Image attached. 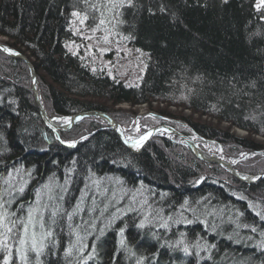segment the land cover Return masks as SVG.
Instances as JSON below:
<instances>
[{
    "label": "trees",
    "instance_id": "16d2710c",
    "mask_svg": "<svg viewBox=\"0 0 264 264\" xmlns=\"http://www.w3.org/2000/svg\"><path fill=\"white\" fill-rule=\"evenodd\" d=\"M77 1L0 0V33L16 38V42L31 51L36 65H43L46 68L50 80L43 78V83L50 98L48 101L53 103L51 111L61 114L73 113L79 109L86 110L92 106L101 107L98 101L101 100L98 97L100 95L114 101L123 99L140 101L155 97L174 102L186 101L202 112L214 113L251 133L264 135V6H261L260 14L256 13L253 9L257 0H132L131 6L124 0V6H118L114 11L117 16L114 25L116 24L120 32H124L127 39L131 36L127 35L125 27L129 29L138 27L140 30L138 41L147 52H150L142 80L133 86L121 82L113 83L107 77L101 80L98 71L91 69L87 64H82L78 53L68 47V38L69 40L73 38L68 9ZM80 1L81 5L74 6L75 13L85 14L86 6L103 3L102 0ZM88 19L89 17L86 18ZM9 61L10 63L3 62L0 66L2 99L0 104L4 103V93L10 91L5 86L4 76L16 79L18 84H21L17 85L16 89L13 88L15 93L11 94L18 98L19 105L15 107L0 105V131H5L10 136L8 144L15 151L16 157H25V152L29 150L31 155L29 159L32 160L31 164H34L36 160L38 161V155L29 148L32 145L36 147V144L44 145L40 127L43 128L42 132H45L43 137L47 141L52 142L54 138L51 139L43 123L38 121L37 107L28 100L31 91H28L29 74L25 64L11 63L13 62L11 59ZM22 86H25L23 91ZM215 89L216 91L219 89L220 92L211 93ZM85 94L90 95L86 97ZM215 96L219 97L214 99ZM211 102H218V109H213L209 105ZM193 124L196 128L194 130L220 138L223 144L229 141L246 150L257 146L250 137H237L217 127ZM0 136L4 137L3 134ZM14 143L17 144L14 146L12 145ZM174 146L179 145L170 139L163 138L161 143L151 140L138 155L123 145L111 130L104 129L88 136L76 149L67 150L61 146L55 148L56 152L64 153V156L76 152L74 170L78 174L84 170L92 171L102 178L107 177L108 181H112V177L121 180L123 178L124 181H120L123 188L128 185L125 177L141 176L144 179L141 187L150 191L149 199L143 203V209H150L151 213L160 211L162 216L171 218L177 216L171 213L173 209L168 205L171 199L177 202L184 195L190 199V195L197 193L191 191L189 180L199 166L198 162H201L187 147L179 146L178 152H183L181 155L188 162L185 164L181 157L173 155L176 148ZM5 162L10 163L6 160L2 163ZM42 163L44 162L41 158L38 165L41 166ZM71 165L68 163L67 166ZM56 169H61V165ZM224 179H211L210 182L204 180L197 187L206 195L207 200L198 199L201 200L198 205L188 209L186 213L190 214L193 220L189 218L185 221L181 216L176 217V220L170 223L173 226L163 229L161 223H158V226L152 224L155 223L152 219V222L148 221L141 228L134 225V220H129V214L123 213L119 221L124 220L125 225H112L113 229L110 228L109 235L101 237L98 244L94 241L93 244L90 235H85V230L81 227L82 232H78L75 225L69 228L72 215L69 214L70 218L66 219L68 213L64 212L63 206L64 208L57 210L56 217L49 219L48 228L52 235L43 238L44 247L39 252L37 262L264 264V214L258 209L260 205L256 207V203L250 200L264 198V178L251 185L230 174L227 181ZM128 187L130 191L135 186L130 184ZM152 187H157L156 191H151ZM124 191L121 197L127 200L125 197L129 196V191L128 189ZM166 192H172L170 199ZM215 204L222 206L213 207ZM108 212L111 213V208ZM108 212L104 211L101 214L104 213L105 218ZM186 224L188 226L185 227ZM121 225L125 227L124 244H120L118 251L111 255L109 251L115 246L110 243L111 241L113 243L118 229L122 228ZM180 227H183L181 229L182 232L185 231L184 233L179 232ZM107 229L105 226L102 233L107 232ZM137 232L141 233L139 243L134 239V243H131L133 240L130 239L136 236ZM12 233H9L11 238ZM75 233L79 234L77 236H80L79 239H75ZM145 235H153V241L142 242ZM86 238L89 240L90 248L82 244L87 243ZM99 238L97 236L94 239ZM175 238L178 240L175 241ZM13 241L12 239L11 243H6L7 247L0 245V264H5L6 260L8 264H23ZM76 241H81L82 245L76 247L73 244ZM191 241H195L194 243H198L199 246L196 248ZM186 242L194 244L192 248H187V253L184 252ZM174 244L178 246L175 247ZM227 245H234L237 249H229ZM179 247L183 248L181 250L184 252L183 262L176 255H179ZM227 250L231 252L226 253ZM124 251L131 255L127 262L120 263L118 258L113 260V257L119 253L122 255ZM234 251H238L237 255ZM231 254L234 255L233 258ZM30 257L28 264H38L29 261L32 259Z\"/></svg>",
    "mask_w": 264,
    "mask_h": 264
},
{
    "label": "rangeland",
    "instance_id": "374dc122",
    "mask_svg": "<svg viewBox=\"0 0 264 264\" xmlns=\"http://www.w3.org/2000/svg\"><path fill=\"white\" fill-rule=\"evenodd\" d=\"M117 1L113 0V3L116 2L115 4L118 5L120 1ZM80 2V0L74 2L75 4L70 6L68 9V20L73 36V38L70 40L68 38V47L74 52L78 53L82 64H87L91 69L97 70L98 75L101 76V80L104 77H107L109 80L113 81V83L121 82L128 86H133L140 83L146 69L145 54L140 50L134 49L128 43L127 37L123 34L124 32H120L118 28H116V24L114 25V22H116L115 20L117 18L114 11L116 8H118V6L113 7L112 3L110 6V3H108L109 1L104 2L102 0L101 2L103 3L101 4L94 3L92 5L86 6L87 11H85V14L77 12L79 15H74V6L81 5ZM86 14H90V16H87ZM87 17H89L88 20H86ZM101 20H104L105 22L101 24ZM70 34L71 33L69 32L68 35ZM0 44L4 46V48L0 47V66H2L3 62L10 63L9 59L13 60L11 63L25 64L29 74V78L27 77L29 80L28 91H31V95L28 96V100L30 103L33 102V104H35L37 107V117H39L38 121L43 123V127H45L51 135V139L54 138L52 142L47 141L43 137V129L40 127L41 137L45 142L44 145L36 144V147L32 145L31 148H29L33 150V152L37 153L36 155H38V161L36 160L34 164H28L27 161L30 160L29 156H31L30 151L27 150L24 154H28V156H25L28 158L16 157V154L12 155V148L10 147V144H8V138H10V136L5 131H0V134H3L4 136H0V148L2 149L0 152V160L4 158L2 161H0V164H3L2 162L6 160L10 161L11 165L13 166V169H10V166L6 162L5 164L0 165V214H3L7 217L5 223L8 227H12V238L9 236V233H7L6 243H11V240L13 239V243L17 252L20 253L21 248H23L27 252L28 257L33 255L31 252V245L33 241L36 242L37 246L41 250L44 247L43 238L46 237V233H48L50 230L48 228L49 219L56 217V215H58L57 210L64 207V212L68 213V215L66 214V219L70 218L69 214L72 215L69 228H71L72 225H75V229L78 232H82L80 230L81 227V229L85 230V235H90V240L92 243L94 241L96 244H98V242L101 240V237H106L109 235L112 225H125L124 220L119 221L123 213L129 214V220H134V225L137 227H140L141 223L145 225V223L148 221L152 222V219L155 221V223L152 224H156L158 226L161 223L163 229H167V226H173L170 223L176 220V217L181 216L183 219H185V221H188L190 218V214L186 213L188 209H190L192 206L198 205V203L201 201H198V199L207 200L206 195L197 189L201 182L204 180H208L210 182L211 179L221 180L223 178H227L231 172L227 166L221 163L201 160L200 157H198L193 151V149L186 143L184 138L185 136L191 137L198 134L193 129V123L206 122L211 127H217L218 129L232 133L237 137H250L253 142L257 143L256 148L246 150L245 148L238 147V145L229 143V141H226L223 144L220 138L210 136L209 138L213 139L216 145H205L203 146V150L208 154H212V156L225 160H229L230 158H233L237 155V157H245L244 162L241 161L234 164L235 166H239V168L242 167V171L240 173L246 175H256L260 173L262 176H264L263 134L251 133L245 128L231 123L227 119L220 118L211 112H202V116H200L193 112V107L188 108L189 106L186 104V101L183 102L179 100L174 102L167 99L151 97L140 101H134V104L130 106V104L125 102L128 99H124L125 101L121 103V100L114 101L100 95L98 97H100L101 100L99 99L98 101L101 103L102 108L99 106H92L89 109H79L73 113L61 112V114H59L57 111L53 112L50 109V107L53 106V103L50 100L48 101L50 98L43 83V78L50 80V77L46 74V68L43 65L37 66L35 57L31 54V51H29L28 48H26L21 43L16 42V38L10 36L9 34L0 33ZM6 48H8V52L5 51ZM9 51H11L13 55H11ZM30 66L34 67V72L37 76V83H34L33 73ZM4 78H6L5 86L8 87L10 91L8 90V93H4V103L0 105H7V107L18 106V98H15L11 94L15 93L12 89H16V86L21 84H18L16 79L3 76V79ZM56 88L58 89V87ZM23 89L25 90V86H22V91ZM35 91L37 92V95ZM219 92V89L217 91L215 89L211 93L216 94ZM69 94L74 95V93L71 92H69ZM85 95L86 97H89L90 94ZM217 97L219 96H215L214 99ZM37 99H39L40 103L43 105L45 113L41 111ZM0 100L2 102V99ZM211 103L212 104L209 105H211L213 109H218V102ZM88 111H92L93 113L89 115L83 114L82 117L78 118L77 120L75 119L71 127H67L66 129H63V127L66 126L64 124H58L56 122L59 126V128H56L49 123L48 118L53 120L65 119L69 122L71 119L70 117L74 116V114H81ZM101 112L111 115V117L120 125L123 135L130 140L139 138L142 134L146 133L148 129L154 127L156 128L161 126V124H168L178 131L180 135H176L175 133L172 134V132L169 130L167 131L166 128H161L151 136L150 140H148V142L143 146V149L151 140L156 143H161L162 139L165 138L170 139L173 143H176L179 146L187 147L193 156L199 158V161L201 162H198L199 166H197L196 171L194 170V172L191 174V178L189 180V185L192 187L191 191L197 193L189 196L191 197L190 202L187 200L189 198L184 195L182 197L185 199L187 198L186 200L184 199L185 201H183L181 198V200L173 202L171 199V202L168 204L169 207L173 209L171 213L177 216L167 218L166 216H162L160 211L159 213H151L150 209H143V203L147 202V199H149L148 196H150V194L148 192L150 191L149 189L146 190L145 187H141L142 183L144 184V179L141 176L138 178L125 177V180H128L127 183L129 186L130 184L135 186L129 191L130 188L128 185H126L125 188L120 185V181H124L123 178L121 180L120 178L118 179L112 177V181H108L107 177L103 176L104 178H102L101 175L94 174L92 171L89 172L84 170L83 172L79 171L80 174H78V172L74 170L76 169L74 167L76 164V158H74L76 156L75 151H73L71 155H69V153L65 156L64 153L56 152V148L58 146L63 148L66 147L65 149L67 150L76 149V147L79 146V143L87 139L88 136H91L97 132H101L104 129L111 130L117 136L118 140L123 145H125L122 142L120 136L111 128V124L104 118V116L99 114ZM114 115L117 116V118ZM176 119H178L181 125L175 122L177 121ZM4 133H6L7 136H5ZM202 137L207 136L203 135ZM16 144L17 143H14L12 145L15 146ZM179 146H174L176 148L173 155L176 157H181V161L185 162V164H188V162H186L181 155L183 152H178ZM136 147L137 146H135V149L137 151L139 148ZM127 148L130 149L129 147ZM130 150L134 154L139 155L142 153V151L138 153L134 152L132 149ZM7 155L9 156L7 157ZM41 158L43 159L44 163L40 164L41 166H39L38 164L41 162ZM61 158L63 159V162L60 160ZM68 163H71L72 165L69 167L67 166ZM44 164H46V166L48 165V167L43 166ZM58 165H61V169L59 170L56 169ZM234 177L242 181L238 177ZM259 180L260 178L258 181ZM257 182L253 184H256ZM245 183L249 185L252 184L248 182ZM156 188L157 187H152V190H150L156 191ZM20 189H23V191H20ZM124 189H128L129 191V196L125 197L127 200H123L122 198L124 197H121L122 193L125 192ZM155 191L153 194L156 193ZM166 193L168 198L172 194V192ZM250 200L256 203V207H258L259 204L260 206L258 209H260V211H262L264 214V198L260 200L250 198ZM209 201H211L210 197ZM221 206L222 205H213V207L218 208ZM110 208L111 213L108 212L110 211ZM104 211L108 212L105 218L104 213L101 214ZM190 220L193 219L190 218ZM12 221L15 222L14 225L11 223ZM105 226L108 228V231L102 233V230H104ZM186 226L188 225L186 224L185 227ZM25 227L28 229L27 233L24 231ZM181 228L183 229V227H180L179 232L184 233L185 231L183 230L182 232ZM121 229H123V233H121ZM114 232L115 230L113 233ZM3 233H5V229L0 227V234ZM124 233L125 227L122 226V228L118 229L115 238H113V243L112 241L110 243V245L115 246L111 248V251H109L111 255L115 253V251H118V246H120L121 240H125ZM150 234L153 233L150 232ZM78 235V233H75V239L80 238V236L77 237ZM97 236L100 238L94 239ZM140 237L141 233L137 232L136 236L130 240L134 239L137 240V243H139L138 239ZM0 239H5V236L0 235ZM142 239V242L144 243L147 241H153V235H145ZM21 240H24L26 243L21 245ZM134 240L131 243H134ZM176 240H178V238H175V241ZM88 241L89 240L87 239V243L83 242L82 244L90 248ZM191 242L194 243L195 241ZM191 242H186L184 244V249L188 247L192 248L195 243L191 244ZM73 244L78 247L79 244H81V241H76ZM174 245L175 247L178 246L177 244ZM195 245L196 248L199 246L198 243ZM227 246H229V249L232 250L235 248L237 249V247L234 245ZM181 250H183V248L179 247V255H176L179 256L180 261L183 262L182 256L184 255L185 251L182 252ZM230 252L231 251L227 250L226 253ZM235 253L237 255L238 251ZM231 256V258H233L234 255L231 254ZM130 257L131 255L124 251L122 255L119 253L115 256V258L113 257V260L118 258V261L122 263L127 262ZM30 258L32 259H29V261L36 263L37 259H39V255L35 253ZM224 260L225 262L227 261L225 256ZM37 263L39 264V262Z\"/></svg>",
    "mask_w": 264,
    "mask_h": 264
},
{
    "label": "water",
    "instance_id": "95a60500",
    "mask_svg": "<svg viewBox=\"0 0 264 264\" xmlns=\"http://www.w3.org/2000/svg\"><path fill=\"white\" fill-rule=\"evenodd\" d=\"M1 48H4L3 45L0 44ZM8 49V48H6ZM8 52V51H7ZM9 53L11 55H13V53H11V51H9ZM21 55V54H20ZM19 55V56H20ZM24 57V56H23ZM32 69V73H33V79H34V83H37V76L35 75L34 72V68L32 66H30ZM36 95L37 92L35 91ZM37 101L39 102V107L41 109V111L43 113H45L44 111V107L43 105L40 103L39 99H37ZM92 111H88L85 113H81V114H74V116L70 117V121L67 122V125L63 127V129H66L67 127H71L75 121V119L77 120L78 118L82 117L83 114H92ZM101 116H104V118L111 124V128L120 136L122 142L129 147L130 149H132L134 152H141L143 149V146L148 142V140L151 138V136L153 134H155L157 132V130H160L161 128H166L167 130L174 132L176 135H180V133L178 131H176L173 127L169 126V125H164V126H158V127H154L151 128L150 130H148L146 133L142 134L139 138L135 139V140H130L127 139L120 128V125L111 117V115H108L107 113L101 112L99 113ZM49 119V123L56 127L59 128L58 124L56 123V120H53L51 118ZM185 141L186 143L193 149V151L197 154L198 157L203 158L205 160H209V161H213V162H217V163H221L225 166H227L229 168V170L239 179H241L242 181L248 182V183H255L258 181V177H255L254 175H246V174H242L239 171L235 170L232 165L225 159L219 158V157H215V156H208L206 155V153L202 152V150L200 149L199 145L197 144L196 141L193 140L192 137H188L185 136ZM135 146H138V150L136 151ZM262 176V175H261Z\"/></svg>",
    "mask_w": 264,
    "mask_h": 264
},
{
    "label": "bare ground",
    "instance_id": "6f19581e",
    "mask_svg": "<svg viewBox=\"0 0 264 264\" xmlns=\"http://www.w3.org/2000/svg\"><path fill=\"white\" fill-rule=\"evenodd\" d=\"M107 1H109V0H107ZM107 1H105V2H107ZM71 2V1H70ZM259 2V0H257V2H255V4H254V11L256 12V13H259L260 14V12H262V10H261V8L262 7H260L259 9L257 8V3ZM109 3V2H108ZM116 3V2H115ZM112 4L110 3V6H111ZM136 11H138V8H137V10ZM122 29H123V27H122ZM125 29L127 30L126 32H128V34L127 35H129V36H131V37H129L127 40H128V43L134 48V49H136V50H140V51H142V53H144L145 54V63H147V57H148V52H147V50L145 49V48H143V46L142 45H140V43H139V41H138V37H139V33H140V30L138 29V27H135V28H133L132 27V29H129V28H126L125 27ZM135 38V39H134ZM150 53V52H149ZM33 67V66H32ZM34 68V67H33ZM125 100L123 99V100H121L120 102L121 103H123ZM125 102H127L128 104H130V106H132V104H134V101H132V100H130V99H128L127 101H125ZM186 104H188V108H190V107H192V105H190L189 103H186ZM194 109H193V112H195V113H197L198 115H200V116H202V111H200V110H198L196 107H193ZM52 110V109H51ZM160 118V117H159ZM161 120H163V119H161ZM177 121H175V122H177V123H179L180 125H181V123L178 121V119H176ZM180 120V119H179ZM56 122L58 123V124H64V125H67V120H65V119H56ZM189 123V122H188ZM198 124L200 123V124H205V125H208V123H206V122H197ZM168 125V124H167ZM186 125H188V124H186ZM161 126H164V124H161ZM43 129V128H42ZM192 129V128H191ZM193 129H196L195 128V126H194V124H193ZM148 130H150V129H148ZM247 130V129H246ZM168 131V130H167ZM194 131V130H193ZM196 131V130H195ZM248 131V130H247ZM161 132H163V131H161ZM135 133V132H134ZM196 133H198V134H196V135H193V136H191V137H194L193 138V140L194 141H196L197 142V144L199 145V147H200V149L202 150V152H204V153H206V155H208V156H212V154H208L207 152H205L203 149V146H209V145H214L215 144V141H213V139H210L209 137L210 136H208V135H205V134H203V133H201V132H198V131H196ZM172 134H174V132H172ZM42 135L45 137V132H42ZM203 135H205V136H207V137H202ZM150 140V139H149ZM216 145V144H215ZM136 148H138V146L136 147ZM0 152H1V148H0ZM12 153H14L15 154V151H13V149H12V151H11ZM21 156H23V155H21ZM26 156V155H25ZM238 156V155H237ZM237 156H235V157H233V158H230L229 160H227L231 165H233L232 167L235 169V170H237V171H239V172H241L242 170L241 169H239L238 167H236L234 164L235 163H238V162H244V160H245V157H237ZM196 157V156H195ZM24 158H27V157H24ZM197 159H198V161H199V158L198 157H196ZM201 160H204V161H208V162H211V161H209V160H205V159H203V158H200ZM25 160V159H24ZM32 162V160L30 159L27 163H31ZM8 165L10 166V169H13V166L11 165V163H8ZM15 169V168H14ZM16 170V169H15ZM230 171V170H229ZM230 175H232L233 177L235 176L232 172H230ZM254 175V174H253ZM255 177H258V178H260V179H263L264 178V176H261V174L259 173V174H256V175H254ZM224 181H227V178H225L224 179ZM253 184V183H252ZM182 199H183V201H185L186 199L184 198V197H181ZM185 199V200H184ZM181 200V199H180ZM189 202L191 201V200H188ZM32 253L34 252V251H31ZM263 252V251H262ZM34 253H36V252H34Z\"/></svg>",
    "mask_w": 264,
    "mask_h": 264
},
{
    "label": "snow or ice",
    "instance_id": "6c2138e0",
    "mask_svg": "<svg viewBox=\"0 0 264 264\" xmlns=\"http://www.w3.org/2000/svg\"><path fill=\"white\" fill-rule=\"evenodd\" d=\"M109 3H112L113 4V7H117V6H124V0H120V3L117 5L115 3H113V0H109ZM132 4V0H127V5L128 6H131ZM257 8L259 9L261 6H264V0H259V2L257 3ZM74 15H79V13H74ZM83 22V21H81ZM105 21L104 20H101L100 23L103 24ZM5 51H8V49H5ZM74 146V145H72ZM20 191H23V189H20ZM7 220V217L4 216L3 214H0V227H3L5 229V233L3 234H0V235H4L5 236V239H0V245H3L4 247H7V244H6V234L7 233H11L12 232V227H8L7 224L5 223V221ZM13 225L15 224L14 221L11 222ZM140 227H144V224L141 223ZM25 233H27L28 229L27 227H25L24 229ZM253 231H255V229H253ZM121 233H123V229H121ZM47 236H51L52 233L51 232H48L46 233ZM21 245H24L26 242L24 240H21L20 241ZM124 241L121 240V244H123ZM42 247V246H41ZM31 250L36 252L37 255H39V251H40V248L37 246L36 242L33 241L32 245H31ZM185 253L188 252V249L185 248L184 249ZM20 259L21 261L23 262V264H28V256H27V252L25 251V249L21 248L20 250ZM5 264H8V261L6 260L5 261Z\"/></svg>",
    "mask_w": 264,
    "mask_h": 264
}]
</instances>
